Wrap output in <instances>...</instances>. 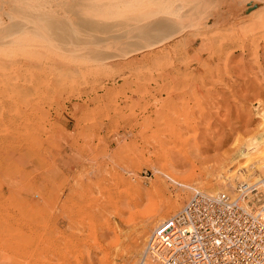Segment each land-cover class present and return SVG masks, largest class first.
Instances as JSON below:
<instances>
[{"label":"rangeland","instance_id":"1","mask_svg":"<svg viewBox=\"0 0 264 264\" xmlns=\"http://www.w3.org/2000/svg\"><path fill=\"white\" fill-rule=\"evenodd\" d=\"M114 1L0 0L9 9L0 11H13L10 23L47 33L34 34L35 61L13 53L27 33L0 40V264H20L21 249L45 221L60 249L68 247L61 235L77 242L96 231L94 248L80 246L83 257L75 252L69 264H143L153 231L194 197L183 185L264 128L261 7L250 3L256 15L211 32L202 24L131 52L152 26L192 2L176 0L182 10L174 5L171 15L165 6L173 0ZM195 1L201 12L241 4ZM152 198L159 211L145 224ZM84 216L95 227H85Z\"/></svg>","mask_w":264,"mask_h":264},{"label":"bare ground","instance_id":"2","mask_svg":"<svg viewBox=\"0 0 264 264\" xmlns=\"http://www.w3.org/2000/svg\"><path fill=\"white\" fill-rule=\"evenodd\" d=\"M106 1V0H105ZM112 1V0H111ZM114 1V0H113ZM116 1V0H115ZM114 1V2H115ZM161 1V0H160ZM176 0H173L171 3H169L168 6H165L168 10L165 11V13H167V11L170 13H174L175 10L174 8H176V6L174 7ZM195 1V0H194ZM190 1L188 0L187 2H192L194 3V6L192 8V3H191V7H188L187 5L189 3H187V5L183 2L182 5H186L187 9L182 12H178V16H174V19H171V17H169L168 20H165L163 23L158 24L156 27H151L148 31V39L146 38V40H136V46L139 43H147L146 47L149 49L150 48H155L157 46H160L161 43H163L165 40L167 39H171L173 37L178 36V34H181L182 32H187L190 29H193L192 27H194V29H199L201 27H205V29L209 30V32H211L213 29L222 26L224 23L222 22H230V20L235 21V17L236 18H246L252 15H256L257 11L253 12L251 11L255 5L251 6L249 5L250 3H255L257 4V6L261 7L264 11V0H251V1H247L245 2V0L241 1V4L235 3V6L233 8L230 7V4H232V2H230V4L228 5L227 8H225L224 6H220L219 8H215L212 10H208L206 9L205 11L201 12V11H197L195 5L197 4L196 1ZM199 1V0H198ZM197 1V2H198ZM202 1V0H201ZM200 1V2H201ZM162 2V1H161ZM177 2H180L177 1ZM176 2V3H177ZM205 2V1H203ZM214 1H212V4ZM249 2V3H247ZM108 3V2H107ZM117 3V2H116ZM154 2V5L155 6ZM166 3V2H165ZM164 3V4H165ZM112 4V3H111ZM114 4V3H113ZM152 4V3H151ZM181 4V3H180ZM216 4V3H215ZM2 5V4H1ZM212 5V6H213ZM13 6V5H12ZM152 6V7H153ZM161 6V5H160ZM216 6V5H214ZM251 6V7H249ZM15 7V6H13ZM164 7V6H163ZM178 7V5H177ZM180 7V6H179ZM178 7V8H179ZM202 7V6H201ZM200 7V8H201ZM230 7V9H229ZM258 7V8H259ZM1 8H4L3 11L6 12L8 10H5V6L2 5ZM0 8V9H1ZM114 8V7H113ZM177 8V9H178ZM182 7H180V10ZM186 8V7H184ZM11 9V8H10ZM211 9V7L209 8ZM114 10V9H113ZM172 12H171V11ZM233 11V16L230 18V13H228L227 11ZM21 11V10H20ZM72 12V11H71ZM259 12V11H258ZM8 14H5L2 12V10L0 11V19L2 20L0 23V40H5L7 41L8 37L7 36H16L17 34H22V33H27V36L29 34V36H24L23 37V41H21L20 43H22V47H20V49L18 50H14L13 53H16L24 56L26 59L30 60V61H35L37 57V52L35 50H30L29 48H31V46H37V39H35L34 34L35 33H42L41 36H43V34H47L46 33V28L43 27L45 30L44 32L42 31V29L40 28V26L34 28L32 27L31 24H15V23H10V21H8L7 18L10 17V15L13 13V11H9L7 12ZM16 13V11H15ZM17 13L19 14L18 10ZM173 13L171 15H173ZM176 13V12H175ZM225 13H228L229 16ZM22 14V13H21ZM79 15V14H78ZM174 15H177L174 14ZM224 17H223V16ZM219 16H222L221 18H219ZM204 18H206V20H204ZM224 18V19H223ZM264 18V17H263ZM198 19V20H197ZM201 19L202 22H201ZM262 19V17H261ZM7 21V22H6ZM99 21V20H96ZM101 21V20H100ZM200 21V22H199ZM240 21V20H239ZM85 22V21H83ZM199 22V23H198ZM261 22V21H260ZM86 23V22H85ZM101 23V22H100ZM159 23V22H158ZM97 24H99L97 22ZM203 24V25H202ZM235 24V23H234ZM105 26V25H104ZM155 26V25H154ZM114 27V26H113ZM103 28V27H102ZM113 29V28H112ZM95 30V29H94ZM91 31V30H90ZM89 31V32H90ZM144 31V30H143ZM51 33V29L50 31H48ZM93 32V31H92ZM90 32V33H92ZM206 33V31H204ZM88 33V32H87ZM141 33V32H139ZM147 33V32H146ZM202 33V32H201ZM86 34V33H85ZM51 35V34H50ZM84 35V34H83ZM87 35V34H86ZM93 35V34H91ZM207 35V37H206ZM37 36V35H36ZM46 36V35H45ZM88 36V35H87ZM168 36V37H167ZM201 37L202 40L204 41H208V34H200L199 35ZM49 37V36H48ZM85 37V36H84ZM88 38V37H87ZM7 39V40H6ZM76 39V38H75ZM31 41L33 44H31ZM47 42V40H46ZM49 42V41H48ZM166 42V41H165ZM256 42V41H255ZM28 43V45H27ZM91 43V42H89ZM88 43V44H89ZM92 44V43H91ZM4 45V44H3ZM90 45V44H89ZM86 45V46H89ZM6 46V44H5ZM50 46V45H48ZM135 46V47H136ZM191 46V45H190ZM83 48V45H82ZM143 47H136L130 49L131 52H138L140 50H142ZM21 51V52H19ZM129 51V52H130ZM1 52V51H0ZM129 52L127 54H129ZM105 53V52H104ZM6 54V53H5ZM7 55V54H6ZM15 55V56H16ZM96 56V55H95ZM94 56V57H95ZM99 56V55H98ZM107 56V55H106ZM104 56V57H106ZM121 56V55H120ZM126 56V55H125ZM128 56V55H127ZM14 57V56H13ZM19 57V56H18ZM17 58V57H16ZM111 58V56H110ZM110 58H108V60H110ZM19 59V58H18ZM101 59V58H99ZM118 59V58H117ZM98 60V59H97ZM107 60V61H108ZM121 60V59H120ZM104 63V62H103ZM75 68V67H74ZM75 70V69H74ZM264 124V121L262 123V125ZM261 125V126H262ZM257 133V132H256ZM259 134H256L257 136L253 135L252 139L250 138L249 140L247 139V142H243L241 143V145H238L237 147H235L236 149H233L232 153L228 154V156L226 158H224L223 160H221L216 167L214 166L213 169H208L206 172H202V179L199 181L198 179H195V183L193 184H186L183 185L184 188H186L187 190H191L194 191V197L196 195L198 196H206V197H210V198H214L217 195L224 193V192H228L227 194L230 193V195L232 196H237L238 192L244 187V186H249L250 188H252L253 190H256L259 188L260 185L264 184V128L261 129L259 132ZM175 135V134H174ZM239 143V142H238ZM243 160V161H242ZM242 161V162H241ZM240 163V164H239ZM237 165V169L235 172L231 171L232 166ZM235 170V169H234ZM233 170V171H234ZM232 172V173H231ZM201 177V176H200ZM199 177V178H200ZM207 185V186H206ZM254 192V191H253ZM143 196V194H142ZM131 197V196H130ZM193 197V198H194ZM134 202L138 203L139 201V197L137 196V198L133 199ZM121 203V202H120ZM157 201L155 199H150V207L149 209L144 212V217H145V224L147 223H151L154 218L157 216V213L159 211V207L157 204ZM135 204V203H134ZM140 204V203H139ZM73 206V205H72ZM140 206V205H139ZM169 206V205H168ZM74 207V206H73ZM72 207V208H73ZM137 207V206H136ZM171 208V207H170ZM75 209V207H74ZM77 209V208H76ZM79 209V208H78ZM82 210V209H81ZM169 210V209H168ZM173 210V209H172ZM171 211V210H170ZM183 211V210H182ZM181 211V212H182ZM78 212V211H77ZM85 212V211H84ZM66 213V212H65ZM82 213V212H81ZM86 213V212H85ZM84 213V214H85ZM96 213V212H95ZM180 213V212H179ZM178 213V214H179ZM64 214V213H63ZM169 214V213H168ZM178 214H176L175 216H177ZM77 215V213H76ZM79 215V214H78ZM82 215V214H81ZM87 216V215H86ZM86 216L79 218L81 220V222H83V225H90L92 228L95 227V223L94 221L89 218H87ZM92 216H94V212L92 214ZM97 216V215H96ZM174 216V217H175ZM59 217V216H58ZM77 217V216H76ZM173 217V218H174ZM71 218V217H70ZM96 218V217H95ZM165 218V217H164ZM172 219V218H171ZM58 220V218H57ZM78 220V219H77ZM96 220V219H95ZM98 220V219H97ZM165 220V219H164ZM69 221V220H68ZM160 221H163L162 219ZM165 223V222H164ZM41 227H43L42 229L38 230L35 232L34 235H32L34 237L33 240H31L30 242H27L24 244L23 248L21 249V258H22V262L20 264H53L51 260V256L55 255V257H57V261L59 262V264H69V256L75 254V252L79 253V257H83L82 253L83 251L80 250V246H86V247H91L94 243L92 242V240H96V238L93 237V234L96 232H90L89 234H91L88 239H80L77 242H74L73 238H71V236H69L68 238H65V235H61L60 239H64V241L67 244V248L65 249H60L58 248L59 246V240L57 241L58 243L55 244L54 240H51V237H53L54 235V228H50V229H46L48 228V224L45 222H41ZM163 225V224H162ZM105 226L109 227V224H106ZM105 226H103V228H105ZM87 227V226H85ZM38 229V227H36ZM35 228V229H36ZM158 228V227H157ZM156 228V229H157ZM36 229V230H37ZM88 229V228H87ZM89 230V229H88ZM90 231V230H89ZM94 231V230H93ZM9 232L10 234L13 232H16L14 227L9 228ZM154 232V231H153ZM3 233V232H2ZM59 233V232H58ZM64 233V232H63ZM60 234V233H59ZM8 235V234H7ZM6 235V236H7ZM31 236V237H32ZM67 236V235H66ZM84 236V235H83ZM10 237V236H9ZM32 237V238H33ZM152 237V235H151ZM150 237V239H151ZM26 238V237H25ZM3 239V238H2ZM23 240V239H22ZM124 240V239H123ZM123 240L121 239V237L117 238L114 242H113V247L115 250H119L121 247V244L123 242ZM62 242V241H61ZM97 242V240L95 241ZM64 243V242H63ZM93 243V244H92ZM80 244V245H79ZM149 244V243H148ZM95 245V244H94ZM93 245V248H94ZM65 246V244L63 245ZM74 246V247H73ZM1 247V246H0ZM66 247V246H65ZM71 247H73L71 249ZM100 249L102 252L106 251V248L104 249V247L100 246ZM148 249V245L147 248L145 250V253L147 252ZM129 250V249H128ZM1 251V250H0ZM9 251V250H8ZM90 251V250H89ZM120 251V250H119ZM125 251V250H124ZM110 252V251H109ZM128 252V251H126ZM123 253V252H122ZM130 253V252H129ZM105 257H108L110 255V253H105ZM90 255V254H89ZM102 255V254H101ZM145 256V255H144ZM143 256V258H144ZM78 258V257H77ZM76 258V259H77ZM12 260V259H11ZM14 260V259H13ZM104 260V259H103ZM18 261V260H17ZM15 262V261H13ZM106 263L108 262V258H106ZM14 264V263H13Z\"/></svg>","mask_w":264,"mask_h":264},{"label":"built area","instance_id":"3","mask_svg":"<svg viewBox=\"0 0 264 264\" xmlns=\"http://www.w3.org/2000/svg\"><path fill=\"white\" fill-rule=\"evenodd\" d=\"M142 262L264 264V184L235 197L196 195L153 232Z\"/></svg>","mask_w":264,"mask_h":264}]
</instances>
